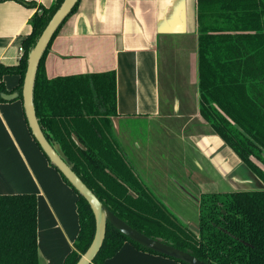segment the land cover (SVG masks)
<instances>
[{"label": "trees", "instance_id": "trees-1", "mask_svg": "<svg viewBox=\"0 0 264 264\" xmlns=\"http://www.w3.org/2000/svg\"><path fill=\"white\" fill-rule=\"evenodd\" d=\"M18 1L35 5L32 1ZM63 1L53 0L48 7L37 6L17 64H0V93L6 92L2 76L17 74L14 90L21 97L29 52ZM206 1H211V6L218 2L221 8L230 10V25L225 30L247 33L200 34V114L263 186L203 194L199 200L197 234L148 190L113 138L115 72L47 77L44 60L50 43L76 11L79 0L40 57L33 84L34 111L50 144L64 153L72 170L103 206L131 227L210 264H264V170L251 160L254 157L264 165V0H250L243 6L246 14H242L240 24H236V4L243 0H198L200 24ZM61 176L78 196L79 231L73 249L63 261L76 264L93 240L95 217L87 200ZM36 215L35 194H0V264H40ZM127 241L138 249L159 254L129 239L107 221L103 243L90 264H101Z\"/></svg>", "mask_w": 264, "mask_h": 264}, {"label": "crops", "instance_id": "crops-1", "mask_svg": "<svg viewBox=\"0 0 264 264\" xmlns=\"http://www.w3.org/2000/svg\"><path fill=\"white\" fill-rule=\"evenodd\" d=\"M24 1H32L35 5L0 0V64L3 66L17 64L23 39L31 32L29 20L37 6L48 7L53 2ZM206 2H202L205 4L200 24L198 0H79L76 11L62 24L45 56L44 68L49 78L85 72H115L116 115L111 118L112 136L152 194L139 165L144 160L159 169L158 165L167 163L169 158L159 155L156 159L149 155V161L139 150V142L143 140H131L132 135L125 132L130 133L143 123L170 115L162 112V95L163 89L167 91V85L172 82L169 76L172 72H169V59L162 60L161 52L162 48L166 50L183 40L184 46L187 40L190 43L186 48L190 55V72L184 76V82L195 85L194 92L192 96L188 93L182 101L174 100L171 110L189 121L195 119L202 131L184 138L181 183L187 189L203 193H228L261 186L256 176L200 114L197 52L200 34L202 31L209 35L247 33L225 30L230 25L227 21L230 10H224L218 2L212 6L211 1ZM249 3L250 0H243L236 4V24H240L245 13L242 7ZM262 20L264 23V15ZM171 62L184 67L178 60ZM18 79L17 74H5L1 78L6 89L3 93L17 95L0 101V194L36 195L39 263L63 264L79 231L78 196L31 135L22 97L14 90ZM252 158L264 170V165ZM101 264L180 263L138 249L127 241Z\"/></svg>", "mask_w": 264, "mask_h": 264}, {"label": "rangeland", "instance_id": "rangeland-1", "mask_svg": "<svg viewBox=\"0 0 264 264\" xmlns=\"http://www.w3.org/2000/svg\"><path fill=\"white\" fill-rule=\"evenodd\" d=\"M183 41L181 44H171L166 50L162 48L161 52L162 60L169 59V72H172L169 75L172 82L167 85V91L163 89L162 95V112L170 115L163 116L159 120H154L150 123H143L139 127L132 129L130 133L126 131L125 134H131V140L135 138L143 140L141 143L139 142L141 144L140 148L143 147V150L140 148L139 150L143 151V157H148L149 161H151L149 155L154 156L156 159L159 155H167L166 158H169V161L167 159V163L158 165L159 169L152 163L148 165L149 163L143 160L139 165L141 175L144 182L149 185L153 194H155V197L178 220L188 225V228L197 234L199 231V200L205 192L187 189L181 183L183 177L182 147L184 138L197 132L200 133L202 128L197 126L195 119L189 121L187 120L188 118L177 116L178 112H172L171 110L174 100L182 101L183 98H187L188 93L192 96L194 92L195 85L184 82V76L189 75L190 72L188 67L190 55L186 53V48L190 47V43L187 40V45L185 44L186 46H184ZM173 59L180 61L184 67L172 64L171 61ZM186 61L187 63H185ZM182 126L184 127L182 128ZM252 159L255 160L254 158Z\"/></svg>", "mask_w": 264, "mask_h": 264}, {"label": "water", "instance_id": "water-1", "mask_svg": "<svg viewBox=\"0 0 264 264\" xmlns=\"http://www.w3.org/2000/svg\"><path fill=\"white\" fill-rule=\"evenodd\" d=\"M76 2L77 0H64L60 7L53 14L46 27L43 29L34 47L29 52L21 92L25 116L31 135L36 140L49 162L54 165L55 168L70 182V184L87 200L94 213L95 233L93 240L88 249L84 254L81 255L76 264H90L92 262L103 243L107 221H110L120 232L125 234L129 239L161 255L170 257L175 260L183 261L188 264H210L192 255L188 251L181 250L159 239L152 238L140 232L139 230L131 227L119 217L109 212L98 200L95 194L72 170L71 163L68 161L64 153L58 147L52 146L44 136L33 106V84L36 69L48 41L60 25V23L70 13L72 7ZM16 95L17 93H0V96L6 100L12 99L16 97ZM262 186L263 185L261 184L260 187Z\"/></svg>", "mask_w": 264, "mask_h": 264}, {"label": "built area", "instance_id": "built-area-1", "mask_svg": "<svg viewBox=\"0 0 264 264\" xmlns=\"http://www.w3.org/2000/svg\"><path fill=\"white\" fill-rule=\"evenodd\" d=\"M20 51H21V54H22V51H23L22 47L20 48Z\"/></svg>", "mask_w": 264, "mask_h": 264}]
</instances>
